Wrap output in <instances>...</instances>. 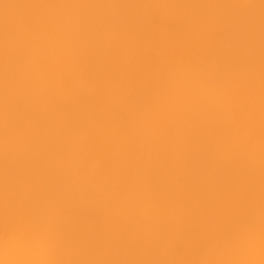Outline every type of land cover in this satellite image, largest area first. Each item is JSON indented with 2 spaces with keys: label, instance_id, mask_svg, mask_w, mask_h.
I'll return each mask as SVG.
<instances>
[{
  "label": "clouds",
  "instance_id": "obj_1",
  "mask_svg": "<svg viewBox=\"0 0 264 264\" xmlns=\"http://www.w3.org/2000/svg\"><path fill=\"white\" fill-rule=\"evenodd\" d=\"M0 264H264V0H0Z\"/></svg>",
  "mask_w": 264,
  "mask_h": 264
}]
</instances>
